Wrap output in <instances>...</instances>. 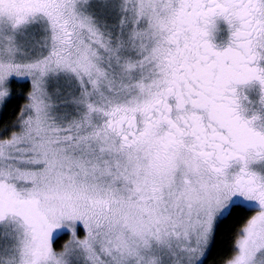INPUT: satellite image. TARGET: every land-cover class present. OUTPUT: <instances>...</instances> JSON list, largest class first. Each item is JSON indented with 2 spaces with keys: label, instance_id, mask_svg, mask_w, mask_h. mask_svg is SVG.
Listing matches in <instances>:
<instances>
[{
  "label": "snow or ice",
  "instance_id": "1",
  "mask_svg": "<svg viewBox=\"0 0 264 264\" xmlns=\"http://www.w3.org/2000/svg\"><path fill=\"white\" fill-rule=\"evenodd\" d=\"M230 224L216 264H264V0H0V264H209Z\"/></svg>",
  "mask_w": 264,
  "mask_h": 264
},
{
  "label": "trees",
  "instance_id": "2",
  "mask_svg": "<svg viewBox=\"0 0 264 264\" xmlns=\"http://www.w3.org/2000/svg\"><path fill=\"white\" fill-rule=\"evenodd\" d=\"M234 224L226 225L224 231L217 237V248L212 259H210L209 264H216V261L222 256L228 253V249L231 245V232L233 230ZM63 241L58 243L57 247L62 244Z\"/></svg>",
  "mask_w": 264,
  "mask_h": 264
}]
</instances>
